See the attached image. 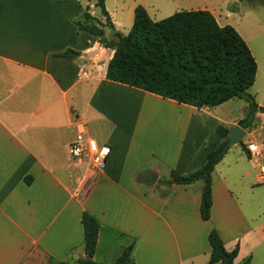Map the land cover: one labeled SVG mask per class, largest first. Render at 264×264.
Wrapping results in <instances>:
<instances>
[{
  "label": "crops",
  "instance_id": "0c3cea01",
  "mask_svg": "<svg viewBox=\"0 0 264 264\" xmlns=\"http://www.w3.org/2000/svg\"><path fill=\"white\" fill-rule=\"evenodd\" d=\"M172 2L105 0L107 27L96 0H0V264L40 254L56 264L86 258L85 211L100 223V264H115L133 244L135 264H210L212 229L227 251L239 247L236 264H264V114L253 130L242 128L252 139L242 142L259 155L228 150L213 173L211 218L203 221L202 182L180 186L170 174L202 168L223 143L217 127H240L248 103L197 109L110 81L115 51L77 25L89 13L108 40H117L116 33L129 34L137 7L157 22L175 14L165 16ZM218 2L191 10L231 26L235 10ZM69 50L73 59L60 57ZM255 99L264 108V97ZM80 133L109 148L104 170L72 158Z\"/></svg>",
  "mask_w": 264,
  "mask_h": 264
},
{
  "label": "trees",
  "instance_id": "16d2710c",
  "mask_svg": "<svg viewBox=\"0 0 264 264\" xmlns=\"http://www.w3.org/2000/svg\"><path fill=\"white\" fill-rule=\"evenodd\" d=\"M248 1L264 5V0ZM96 2L108 18L105 26L111 27L105 0ZM77 25L99 39L107 49L115 51L107 68L106 78L110 81L197 109L215 108L235 99L245 100L249 114L239 122L244 130L254 128L256 115L264 114V108L259 107L249 93L258 72L250 47L234 27L220 26L209 11H181L156 22L139 6L129 34L116 33L117 40H108L104 29L89 13H85L83 21L78 20ZM76 55L69 50L60 57L73 59ZM216 132L223 143L207 154L202 168L188 174L176 171L170 174L176 185L188 187L202 182L200 215L203 221L211 218L213 173L228 152L224 148L232 130L219 125ZM240 145L251 157L245 144L241 142ZM82 225L86 258L79 259L77 264H100L94 260L100 223L85 211ZM209 243L212 248L210 264H236L239 247L227 251L216 229L211 230ZM134 250V244L125 248L115 264H135ZM249 263L250 259L244 262Z\"/></svg>",
  "mask_w": 264,
  "mask_h": 264
},
{
  "label": "rangeland",
  "instance_id": "374dc122",
  "mask_svg": "<svg viewBox=\"0 0 264 264\" xmlns=\"http://www.w3.org/2000/svg\"><path fill=\"white\" fill-rule=\"evenodd\" d=\"M218 1H225L227 0H218ZM214 1L211 2L209 0H173L171 3L170 8L166 12V15H169L171 13L181 12V11H192V8H198L203 6H216L219 2ZM246 1V0H243ZM250 2V1H249ZM255 3V2H253ZM229 8L234 9L233 14L228 19L230 21V25L237 27V31L241 32V36L243 37L246 33V35H250L251 39L249 40V46L257 59L258 63V74L256 77L257 82H255L254 86L249 90V93L253 95L256 98V95L264 97V7L258 6L255 9H251L248 7L246 3L239 2V0L232 1L228 0ZM257 5H261L259 3H256ZM165 13V12H164ZM163 13V14H164ZM162 15L158 16L160 18ZM167 18V17H166ZM165 18V19H166ZM159 20V19H158ZM163 20V19H161ZM232 103H239V100H236ZM162 107L157 108L156 111L162 116H167L168 120L174 123L175 118L170 116L172 113L168 109H161ZM237 113H240L241 115L244 114V110H242L241 107H236ZM165 113V114H164ZM167 114V115H166ZM255 128V127H254ZM254 128H251L250 130H253ZM258 134H256L255 137H257ZM251 139V136L245 137V142H249ZM235 152H237L239 149H241V145L237 144L232 146ZM25 264H56L54 262H50L48 259L44 258L41 254L38 256H33L28 259V261ZM65 264H77V261H68Z\"/></svg>",
  "mask_w": 264,
  "mask_h": 264
},
{
  "label": "built area",
  "instance_id": "2783aa9c",
  "mask_svg": "<svg viewBox=\"0 0 264 264\" xmlns=\"http://www.w3.org/2000/svg\"><path fill=\"white\" fill-rule=\"evenodd\" d=\"M251 155H259L254 145L248 146ZM110 150L106 146H100L96 139L85 137L80 133L77 140L70 146V154L73 159L87 160L96 170H104ZM259 179L264 181V167L261 168Z\"/></svg>",
  "mask_w": 264,
  "mask_h": 264
},
{
  "label": "water",
  "instance_id": "95a60500",
  "mask_svg": "<svg viewBox=\"0 0 264 264\" xmlns=\"http://www.w3.org/2000/svg\"><path fill=\"white\" fill-rule=\"evenodd\" d=\"M112 33H116V30L114 28H112ZM245 136H246V132L241 127H235L230 134V137L228 139V142L224 150L228 151L232 146L240 144L245 138ZM156 180L157 177L153 176L152 182L155 183Z\"/></svg>",
  "mask_w": 264,
  "mask_h": 264
}]
</instances>
